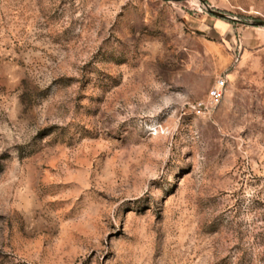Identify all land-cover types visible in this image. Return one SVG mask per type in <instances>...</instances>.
<instances>
[{
	"label": "rangeland",
	"instance_id": "1",
	"mask_svg": "<svg viewBox=\"0 0 264 264\" xmlns=\"http://www.w3.org/2000/svg\"><path fill=\"white\" fill-rule=\"evenodd\" d=\"M0 264H264V0H0Z\"/></svg>",
	"mask_w": 264,
	"mask_h": 264
},
{
	"label": "built area",
	"instance_id": "2",
	"mask_svg": "<svg viewBox=\"0 0 264 264\" xmlns=\"http://www.w3.org/2000/svg\"><path fill=\"white\" fill-rule=\"evenodd\" d=\"M227 85V76H219L215 80L214 86L210 88L207 99L197 103L196 108L198 109V111H211L212 109H214L224 98Z\"/></svg>",
	"mask_w": 264,
	"mask_h": 264
},
{
	"label": "water",
	"instance_id": "3",
	"mask_svg": "<svg viewBox=\"0 0 264 264\" xmlns=\"http://www.w3.org/2000/svg\"><path fill=\"white\" fill-rule=\"evenodd\" d=\"M211 13L217 15V16H220V17H227V15H225L224 13L220 12V11H217L215 9H210L209 10Z\"/></svg>",
	"mask_w": 264,
	"mask_h": 264
}]
</instances>
